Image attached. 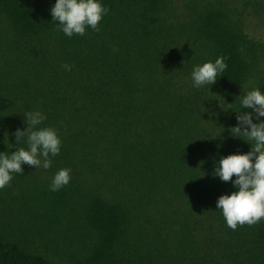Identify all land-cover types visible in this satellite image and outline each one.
Instances as JSON below:
<instances>
[{
    "label": "trees",
    "instance_id": "16d2710c",
    "mask_svg": "<svg viewBox=\"0 0 264 264\" xmlns=\"http://www.w3.org/2000/svg\"><path fill=\"white\" fill-rule=\"evenodd\" d=\"M54 3L0 0V151L27 146L11 133L28 110L61 138L50 168L0 188V264H264V218L228 227L216 200L234 189L211 176L250 149L231 128L244 91H264V44L220 2L102 0L99 31L71 37ZM218 56L216 82L192 87Z\"/></svg>",
    "mask_w": 264,
    "mask_h": 264
},
{
    "label": "clouds",
    "instance_id": "9594fccd",
    "mask_svg": "<svg viewBox=\"0 0 264 264\" xmlns=\"http://www.w3.org/2000/svg\"><path fill=\"white\" fill-rule=\"evenodd\" d=\"M108 11L102 0H55L50 7L52 20L58 22L56 28L68 37L84 35L86 28L99 31V22ZM63 67L71 70L70 65ZM226 67L223 56L193 65L191 86L200 88L205 84H214L218 74L224 72ZM235 111L237 125L231 129L238 134L235 136L250 143V149L220 155L218 160H214L211 172L212 178L231 181L233 186V191L219 195L216 200V208L232 229L238 224L251 225L264 218V91L259 87L244 91L239 99V108ZM23 116L26 127H17L11 135L15 137L16 144L26 141L27 146H16L15 151H0V188L10 183L13 174L24 171L22 164L35 166V169H48L52 164L51 157L61 151L57 129L41 126L47 118L41 110L25 111ZM22 137L25 139L22 140ZM7 146L13 147L9 142ZM70 172V168L58 169L51 178L50 190L58 191L67 185L71 179Z\"/></svg>",
    "mask_w": 264,
    "mask_h": 264
},
{
    "label": "rangeland",
    "instance_id": "374dc122",
    "mask_svg": "<svg viewBox=\"0 0 264 264\" xmlns=\"http://www.w3.org/2000/svg\"><path fill=\"white\" fill-rule=\"evenodd\" d=\"M188 2H220L233 9L245 25L248 35L264 44V0H187Z\"/></svg>",
    "mask_w": 264,
    "mask_h": 264
}]
</instances>
